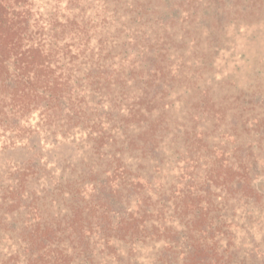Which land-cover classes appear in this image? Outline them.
Instances as JSON below:
<instances>
[{"label":"trees","instance_id":"16d2710c","mask_svg":"<svg viewBox=\"0 0 264 264\" xmlns=\"http://www.w3.org/2000/svg\"><path fill=\"white\" fill-rule=\"evenodd\" d=\"M41 1L0 0L2 150L31 144L34 136L47 144L79 129L88 133L97 162L83 161L57 176L35 150L0 161V230L20 247L4 264H20L21 256L26 264H123L159 244L177 264H232L235 225L228 211L234 202L259 206L264 199L255 185L264 175V112L249 109L260 97L243 91L228 102L195 83L197 113L190 122L196 123L185 133L197 151H207L205 176L186 182L177 205L167 207L160 201L162 183L150 171L171 130L169 89L184 74L162 64L170 49L160 41L170 45L177 37L184 44L195 36L198 42L199 29H217L231 9L204 8L212 3L207 0L164 6L52 0L44 15ZM228 1L237 7L246 0ZM247 2L240 13L264 6V0ZM114 18L120 33L107 38L113 22L106 21ZM125 45L135 54L119 52ZM169 74L172 82H166ZM128 153L135 155L131 163ZM224 238L227 249L220 246ZM252 243V252L263 257Z\"/></svg>","mask_w":264,"mask_h":264},{"label":"rangeland","instance_id":"374dc122","mask_svg":"<svg viewBox=\"0 0 264 264\" xmlns=\"http://www.w3.org/2000/svg\"><path fill=\"white\" fill-rule=\"evenodd\" d=\"M170 1L174 2L175 0H152V3L159 2L164 6ZM207 1L212 3H209L208 6L203 5L204 8L212 9L224 6V10L231 9L230 19L219 22V27L213 31H208L206 28L199 29L200 35H196L198 42H196L195 36L187 37L184 44L180 43L177 37H175L177 41L170 45L167 39L160 41L163 45L167 44V48L170 49L169 57L162 64L171 72L179 69L184 73H182L181 80L183 82L174 85L173 90L169 89L172 100L168 117L172 124L171 130L166 132L162 143L163 151L156 159L157 163L152 164L150 169L154 174L153 180L162 183L161 193L163 192L165 195L163 194L160 201L167 207L177 205L176 203L179 202L178 191L183 192L186 189V182L194 179L201 180L205 176L210 162L207 151L205 149L197 151L196 145H193L190 140L187 141L185 133L186 128L190 130L196 123L195 121L190 122L192 117L196 116L194 114L197 113L196 95L193 91L195 83L201 89L210 88L214 98L227 99L228 102H237L236 99L243 91L249 94L255 93L257 97H260V101L257 104H251L249 109L256 110L254 112L256 114L264 112V102H262L264 100V6L257 7L254 10L255 13L250 14L240 13L248 3L247 0L244 6L238 5L237 7L228 0ZM53 5L52 0L41 1L39 3L41 13L45 15L51 12ZM148 11H151V8ZM202 11L205 13V10ZM113 20L106 21L113 22L110 25L112 31L108 33L107 38L118 37L120 33V22H117L116 18ZM212 21V18L207 19L206 24L210 26ZM125 35L124 32L119 37V45H122ZM109 40L111 42V39ZM192 40H194L193 43ZM119 48V52L124 53L123 55L135 54L133 46L125 45L124 47L119 46ZM167 77L166 82H172V76L169 74ZM99 101L100 97L96 103ZM35 137L31 139V144L19 145L17 148L8 150H2V143H0V161L15 162L28 157L32 150H35L42 152L48 162V168L55 169L54 173L57 176L61 174L63 168L68 171L70 170L68 167L81 166L83 161L86 163L90 159L92 161L95 159L97 162L88 133L79 131V129H74L66 138L50 137V143L47 144H41L42 138ZM211 141H214L215 144L219 142L214 139H210ZM39 144L41 145L39 146ZM132 154L128 153L125 161L133 162L131 158L135 155ZM255 185L264 194V175ZM232 204L231 201L229 205ZM234 206L236 207L230 208L228 211L230 217L228 218L235 225L232 228L233 246L228 255L232 257V264H264V256L261 257L259 253L255 255L252 252V242H255L254 244L264 251V199L259 206H247L238 202H234ZM171 214L172 211H169L168 219ZM170 222L174 224V228L179 226L176 219H172ZM228 244L224 238L220 246L227 249ZM162 250L163 244L156 246L155 250L144 247L139 257L125 260L123 264H166L167 260H172L173 264H177L179 258L176 259L172 254V258L168 259L161 254ZM19 252V245L0 230V264H4L11 255ZM20 264H26L23 256H21Z\"/></svg>","mask_w":264,"mask_h":264}]
</instances>
